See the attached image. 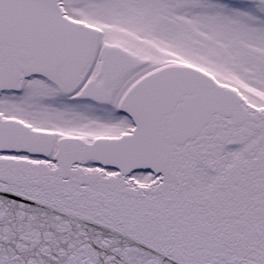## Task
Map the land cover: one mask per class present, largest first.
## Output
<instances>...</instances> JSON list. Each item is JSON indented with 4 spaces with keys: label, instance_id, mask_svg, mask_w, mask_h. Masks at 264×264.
Returning a JSON list of instances; mask_svg holds the SVG:
<instances>
[{
    "label": "snow or ice",
    "instance_id": "1",
    "mask_svg": "<svg viewBox=\"0 0 264 264\" xmlns=\"http://www.w3.org/2000/svg\"><path fill=\"white\" fill-rule=\"evenodd\" d=\"M0 264H264V0H0Z\"/></svg>",
    "mask_w": 264,
    "mask_h": 264
}]
</instances>
